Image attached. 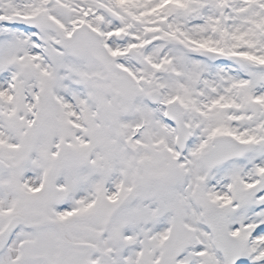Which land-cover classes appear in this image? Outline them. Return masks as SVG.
<instances>
[{
    "label": "snow or ice",
    "instance_id": "snow-or-ice-1",
    "mask_svg": "<svg viewBox=\"0 0 264 264\" xmlns=\"http://www.w3.org/2000/svg\"><path fill=\"white\" fill-rule=\"evenodd\" d=\"M0 264H264V0H0Z\"/></svg>",
    "mask_w": 264,
    "mask_h": 264
}]
</instances>
